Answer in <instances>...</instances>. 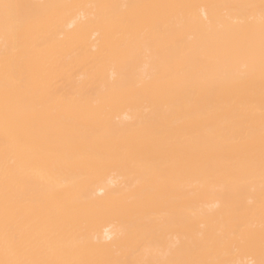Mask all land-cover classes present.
I'll list each match as a JSON object with an SVG mask.
<instances>
[{
    "label": "bare ground",
    "instance_id": "6f19581e",
    "mask_svg": "<svg viewBox=\"0 0 264 264\" xmlns=\"http://www.w3.org/2000/svg\"><path fill=\"white\" fill-rule=\"evenodd\" d=\"M0 264H264V0H0Z\"/></svg>",
    "mask_w": 264,
    "mask_h": 264
}]
</instances>
